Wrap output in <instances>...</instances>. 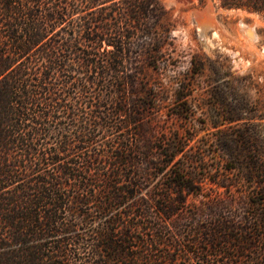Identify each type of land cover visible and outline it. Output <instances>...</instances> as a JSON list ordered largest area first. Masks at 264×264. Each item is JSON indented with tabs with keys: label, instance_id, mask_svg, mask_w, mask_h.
<instances>
[{
	"label": "trees",
	"instance_id": "trees-1",
	"mask_svg": "<svg viewBox=\"0 0 264 264\" xmlns=\"http://www.w3.org/2000/svg\"><path fill=\"white\" fill-rule=\"evenodd\" d=\"M217 5L264 11V0ZM91 9L82 22L69 20ZM165 17L162 0H0V264H72L89 247L97 264H175L179 251L198 264H212L211 253L226 249L247 257L248 264H264V138L255 121L262 117L247 112L243 99L231 106L224 95L212 93L214 107L222 108L213 127L238 126L235 132L219 130L218 142L229 156L221 171L193 158L194 134L160 129V106L138 63L150 43L151 51L162 53L164 40L152 41L151 35L158 26L168 33ZM196 59L189 60L193 77L202 69ZM95 76L113 79L106 98H98V107L108 111L90 108L88 116L91 100L82 106L67 100L77 90L87 93L98 83ZM189 89L181 82L175 92L178 118L187 111ZM60 111L66 120L58 119ZM122 129L134 141L112 148V170L98 195L94 182L101 178L91 172L92 163L104 162L105 155L72 154L97 135ZM53 132L54 144L48 145ZM132 199L130 214L137 219L155 212L160 235L147 240L135 234L136 223L116 212L90 243L79 246L82 251L69 249L72 242L63 237L93 221L92 201L106 215ZM166 229L175 236L189 229L196 238L190 244L176 239L170 247ZM159 247L165 249L157 262L146 253ZM252 249L257 254L247 255Z\"/></svg>",
	"mask_w": 264,
	"mask_h": 264
},
{
	"label": "rangeland",
	"instance_id": "rangeland-1",
	"mask_svg": "<svg viewBox=\"0 0 264 264\" xmlns=\"http://www.w3.org/2000/svg\"><path fill=\"white\" fill-rule=\"evenodd\" d=\"M162 4L166 11V17L162 24L164 27H168L169 31L166 35L163 33V28L158 26L151 35L152 41L164 40L162 53L158 54L154 53L153 50L151 51L153 43H150L146 45L147 49L138 63V67L144 74L142 77L144 80L148 79V92L157 97L155 103L160 106L158 124L162 127L161 130L168 133L178 129L181 132L194 134L189 143V146L194 145L192 148L193 158H204L208 170L219 169L221 171L229 156L218 142L219 130L235 132L238 126L228 128L227 125H221L213 127L214 115L217 112L221 113L222 108L214 107L215 99L212 97V93L224 95L226 104L230 103L231 106L238 104L241 99L245 100L249 104L247 112H253V114L262 117V119L255 121L259 122L258 130L264 138V11L225 9L217 5V0H204L203 2L201 0H162ZM90 11L94 12L95 10L75 13L69 20L80 23L84 16L91 17ZM109 11V8L105 10L106 13ZM137 41L135 40V42ZM193 55L197 57V62L202 64L201 71L194 77L191 76L189 63ZM101 57L104 59L103 63L108 64L106 56ZM79 76L82 75H77L78 78H80ZM75 80L76 78L70 83H76L77 80ZM95 80L98 83L90 84L87 87V93L77 90L75 96H69L67 100L68 103H77L76 101H78L81 103L80 106L85 100H91L93 102L91 107L85 108L88 116L91 114L90 108L99 111L101 114L108 111L107 107H98V98H103V96L106 98L113 79L108 76L105 79L96 77ZM181 82L190 89L187 103L183 105L187 111L182 113L181 118H178L175 115L176 112H179V106L175 103V92ZM149 102L153 105L154 100L151 98ZM58 117L63 121L66 120L64 111H60ZM79 118L81 119V113H79ZM120 118L122 117L117 120ZM51 124L53 126L54 123L51 122ZM53 133L54 135L46 140L48 145L54 144L55 132ZM129 133V129L112 130L106 134L101 133L96 136L95 142L85 144L82 150L72 154L75 158L86 155L95 156L98 153L105 155L102 158L105 160L104 162L92 163L91 172L94 176L99 175L97 180L101 178L94 182L98 195L102 192L105 176L112 170L113 165L109 158L111 150L114 147H119V142H122V145L133 142L134 138L130 137ZM185 161L186 159L182 162ZM119 167L122 169V166ZM123 168L127 170L129 165L123 166ZM230 176L234 177L235 173H230ZM135 178L136 175L132 177V179ZM126 179L128 178L122 177L118 180ZM147 189H143L142 193H145ZM133 201L132 199L127 205L113 208L106 215L97 211V203L92 201L88 211L92 214L93 221L86 225H76L75 229L63 237L72 242L68 246L69 249L82 251L79 246L82 247L86 242L90 243L94 231L101 230L105 226L104 220L116 212L124 214L125 221L136 223L133 227L135 234L142 235L147 240L157 234L160 235L156 224L161 222L156 219L155 212H145L143 217H137V219H135L136 216L130 214L129 211L132 209L130 210L129 206L136 204ZM66 217L67 220H70L71 215L68 214ZM172 233L174 234V232L169 233L166 229L163 234L164 241L170 247H172L171 244L176 243V239L178 243L190 244L196 238L189 229L183 230L177 236ZM88 238L90 240H85ZM165 248L159 247L157 251H148L146 254L158 262L161 259V252ZM88 249L89 252L81 253L80 261H73L72 264L100 263V259L94 258L90 247ZM141 249L146 252L144 245ZM179 254L181 255L175 264H198L192 256L185 254L184 257L180 251ZM248 254L256 255V249H252ZM208 260L212 264H248L247 257L239 258L234 251L227 249L225 254L214 255L211 253ZM114 264H119V262ZM251 264L254 263L251 262Z\"/></svg>",
	"mask_w": 264,
	"mask_h": 264
},
{
	"label": "bare ground",
	"instance_id": "bare-ground-1",
	"mask_svg": "<svg viewBox=\"0 0 264 264\" xmlns=\"http://www.w3.org/2000/svg\"><path fill=\"white\" fill-rule=\"evenodd\" d=\"M251 30H252V29H251ZM249 31H250V29H249ZM251 36H252V35H251ZM251 36H250V37H251Z\"/></svg>",
	"mask_w": 264,
	"mask_h": 264
}]
</instances>
